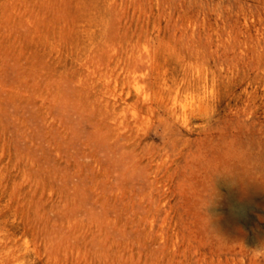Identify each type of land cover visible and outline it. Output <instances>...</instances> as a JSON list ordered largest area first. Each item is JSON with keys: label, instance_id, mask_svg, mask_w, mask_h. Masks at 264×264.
<instances>
[{"label": "rangeland", "instance_id": "374dc122", "mask_svg": "<svg viewBox=\"0 0 264 264\" xmlns=\"http://www.w3.org/2000/svg\"><path fill=\"white\" fill-rule=\"evenodd\" d=\"M0 264H264V0H0Z\"/></svg>", "mask_w": 264, "mask_h": 264}]
</instances>
